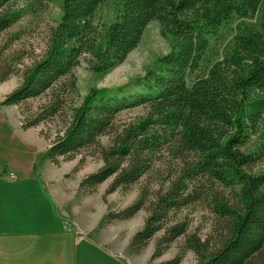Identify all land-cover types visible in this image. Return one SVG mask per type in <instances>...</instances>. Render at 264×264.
Returning a JSON list of instances; mask_svg holds the SVG:
<instances>
[{
    "label": "trees",
    "instance_id": "obj_1",
    "mask_svg": "<svg viewBox=\"0 0 264 264\" xmlns=\"http://www.w3.org/2000/svg\"><path fill=\"white\" fill-rule=\"evenodd\" d=\"M20 1L0 0V83L22 76L1 105L23 107L24 130L61 121L44 153L54 165L80 155L78 171L87 157L102 161L78 186L91 195L111 179L101 227L145 210L128 252L139 255L155 239L147 264H180L188 251L196 264H264V169L254 170L264 155V0H118L115 18L102 25L95 14L106 0H62L44 55L29 64L12 32L28 10ZM153 20L171 45L137 80L139 89L93 87L81 96L73 69L83 55L93 72L109 71ZM214 41L220 51L205 64ZM36 99L43 101L34 110ZM137 106L144 115L119 120ZM143 179L131 204L108 203L109 194ZM196 205L216 216L205 238L185 212ZM174 243V257L157 261Z\"/></svg>",
    "mask_w": 264,
    "mask_h": 264
},
{
    "label": "rangeland",
    "instance_id": "obj_2",
    "mask_svg": "<svg viewBox=\"0 0 264 264\" xmlns=\"http://www.w3.org/2000/svg\"><path fill=\"white\" fill-rule=\"evenodd\" d=\"M117 1L118 0H106L99 6L95 14V22L97 25L111 22L115 18ZM61 3L62 0H43L40 3L30 5V2L26 3L24 0L20 1V5L26 6L28 10L23 18L14 26L12 32L19 36V39L16 41V46L24 52L27 64L44 55L49 41L50 30L52 26L57 24L61 15ZM213 44V51L206 55L205 64L208 62L210 63L218 56L217 52L220 51V43L214 41ZM170 45V40L162 33L160 23L157 20H153L146 26L138 46L127 55L122 63L113 69L106 72L95 73L90 69L87 63V56L83 55L80 64L73 69V75L77 79V85L81 96H85L93 87L106 88L111 91H118L123 88L122 92H120L123 95L136 92L139 89L137 80L144 76L146 69L153 65L157 58L168 53ZM204 67L205 65H203V68ZM200 70L202 72V69ZM21 80V75H14L8 80L0 83V151H7L5 155L6 159L4 160L7 167H9L8 164L12 163L21 167V169H25L35 162L40 165V159L42 157L41 149L44 153L46 152L58 130L61 128V121L59 119H54V121L41 123L27 130L22 129L21 112L23 107L16 105H1V101L4 99L5 95L17 87ZM42 101L43 100L36 99L29 101V103L32 109L36 110ZM146 111L145 107L137 106L123 110L118 118L120 121L126 122L144 115ZM21 131H23V134H20ZM102 140L107 142L108 137H103ZM259 142L260 139L258 134L254 135L248 142V147L250 149H255L257 148L256 144H259ZM44 153L43 160H46L44 159ZM2 159L3 158L0 156V162H2ZM79 159L80 155L71 161L63 160L62 163L63 166H71L72 164L71 167L73 169L71 173H74L75 176L83 177L97 170L102 165L101 160L87 157L85 164L82 165L78 171H73ZM263 169L264 155L261 161L255 166L254 170ZM25 177L28 176H25L23 171H19V178ZM38 178H40L38 179L40 182L44 181L41 176H38ZM110 180L111 179L101 184L97 192L93 193V201L91 204L93 210L94 207H96L95 198L97 195L101 197V200L105 203L103 195ZM146 182L147 180L143 179V181L134 184L127 191L118 190L109 194L107 196L108 203H111L112 207L115 209L123 208L131 204L137 198L141 186ZM44 193L45 196L48 195V190L44 189ZM98 200L101 204V200ZM188 211L185 212L189 213L192 218L191 229L205 238L207 234L212 232L216 216L204 205L193 206ZM146 215L147 212L141 210L132 219L114 221L107 227L108 231L106 234L109 237L112 235L117 236L116 239H114V245H129L133 234L142 227ZM154 245L155 239H153L148 247L139 255L129 254L127 246L123 249L124 255L122 256L120 254L118 258L122 260L124 264H147L153 252ZM177 251L178 243H174L162 257L157 259V261L170 259L174 257ZM180 264H196L194 252L188 251Z\"/></svg>",
    "mask_w": 264,
    "mask_h": 264
},
{
    "label": "crops",
    "instance_id": "obj_3",
    "mask_svg": "<svg viewBox=\"0 0 264 264\" xmlns=\"http://www.w3.org/2000/svg\"><path fill=\"white\" fill-rule=\"evenodd\" d=\"M41 152L40 165L21 169L7 167V151H0V264H124L118 257L128 244L114 245L117 236L101 227L102 198L96 196L93 210V194L78 188L83 176L71 173L72 164L43 160ZM19 171L28 177L20 179Z\"/></svg>",
    "mask_w": 264,
    "mask_h": 264
},
{
    "label": "built area",
    "instance_id": "obj_4",
    "mask_svg": "<svg viewBox=\"0 0 264 264\" xmlns=\"http://www.w3.org/2000/svg\"><path fill=\"white\" fill-rule=\"evenodd\" d=\"M10 177H11V178H16V174L12 173V174L10 175Z\"/></svg>",
    "mask_w": 264,
    "mask_h": 264
}]
</instances>
